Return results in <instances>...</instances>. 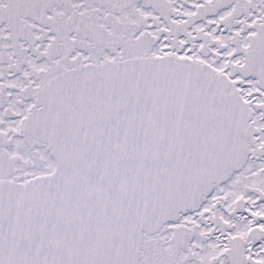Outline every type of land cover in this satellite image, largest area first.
<instances>
[{
    "label": "snow or ice",
    "instance_id": "obj_1",
    "mask_svg": "<svg viewBox=\"0 0 264 264\" xmlns=\"http://www.w3.org/2000/svg\"><path fill=\"white\" fill-rule=\"evenodd\" d=\"M0 264H264V0H0Z\"/></svg>",
    "mask_w": 264,
    "mask_h": 264
}]
</instances>
